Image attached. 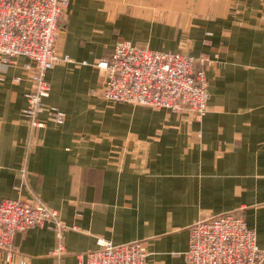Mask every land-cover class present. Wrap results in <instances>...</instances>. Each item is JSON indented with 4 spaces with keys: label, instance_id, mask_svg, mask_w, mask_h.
<instances>
[{
    "label": "crops",
    "instance_id": "0c3cea01",
    "mask_svg": "<svg viewBox=\"0 0 264 264\" xmlns=\"http://www.w3.org/2000/svg\"><path fill=\"white\" fill-rule=\"evenodd\" d=\"M206 58V111L102 98L117 41ZM41 129L23 118L28 59L0 62V202L42 203L67 227L16 234L0 264H86L97 241L141 242L146 264H186L199 220L238 213L264 251V0H68ZM261 264H264V260Z\"/></svg>",
    "mask_w": 264,
    "mask_h": 264
},
{
    "label": "built area",
    "instance_id": "2783aa9c",
    "mask_svg": "<svg viewBox=\"0 0 264 264\" xmlns=\"http://www.w3.org/2000/svg\"><path fill=\"white\" fill-rule=\"evenodd\" d=\"M68 0H0V62L15 57L29 60L30 88L26 94L23 118L31 129H41L40 114L47 111L56 124L64 114L56 107H46L50 86L45 80L48 70L58 62L56 38L61 15ZM209 60L184 53L157 52L117 41L108 57L96 64L104 75L102 98L108 103H125L171 112L206 111L208 100L205 67ZM50 227L56 243L52 254L65 253L66 225L58 211L42 203L20 200L0 202V252L15 251L16 234L33 228ZM148 253L141 242L115 245L99 239L97 249L85 255L86 264H146ZM264 251L241 214L229 213L197 221L189 230L186 264H261ZM20 264H26L25 261Z\"/></svg>",
    "mask_w": 264,
    "mask_h": 264
}]
</instances>
